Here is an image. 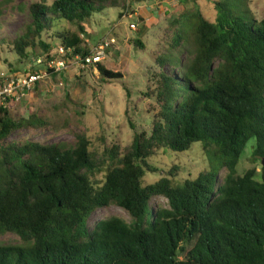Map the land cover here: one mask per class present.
I'll return each mask as SVG.
<instances>
[{
    "label": "trees",
    "instance_id": "1",
    "mask_svg": "<svg viewBox=\"0 0 264 264\" xmlns=\"http://www.w3.org/2000/svg\"><path fill=\"white\" fill-rule=\"evenodd\" d=\"M236 1L218 2L214 21L196 7L173 22L171 46L157 60L164 71L147 95L156 103L151 133H136L125 150H95L84 134L73 147L6 144L14 132L45 129L51 121L36 114L15 120L2 101L0 237L13 234L19 243L0 244V264H264V19L255 18L248 0ZM12 2L2 0L0 8ZM110 4L118 2L42 0L30 6L31 23L8 40V49L19 60H34L33 73L44 69L36 66L40 58L73 65L91 53L87 23ZM103 61L77 67L98 72L101 84L125 79ZM67 70L47 74L55 79ZM251 143L261 169L241 175L238 165ZM195 144L218 165L181 182L175 166L144 184L157 172L149 164L154 157L184 154ZM156 198L167 206L154 204ZM111 206L131 221L111 217L90 230L94 213Z\"/></svg>",
    "mask_w": 264,
    "mask_h": 264
},
{
    "label": "rangeland",
    "instance_id": "2",
    "mask_svg": "<svg viewBox=\"0 0 264 264\" xmlns=\"http://www.w3.org/2000/svg\"><path fill=\"white\" fill-rule=\"evenodd\" d=\"M116 1L117 6L110 4L87 23L90 36L86 39V45L92 50L103 40H113V46L103 64L109 70L121 72L125 79L122 82L101 84L98 72L92 69L82 71L75 65H70L64 76L46 78L33 91L26 92L20 102H10L8 109L15 120L36 114L44 119L49 118L51 126L45 129L18 130L7 139L6 144L39 142L73 147L76 136L84 134L92 137L95 150L103 151L113 145L125 150L132 145L136 133H151L156 103L154 98L147 95L154 90L156 77L164 71L157 60L171 46L173 22L186 10L193 11L196 7L214 21L215 5L224 0H157L149 3ZM41 2L13 0L7 6L6 3L1 5L3 16H0V41L4 39L6 42L0 43V80L25 75L35 68L34 60H19L14 52L11 53L7 42L22 34L25 26L32 21L30 6ZM248 5L255 18L264 19V0H248ZM233 6L237 8L236 4ZM136 42H141L143 48L138 47L140 45ZM16 71L18 74L13 73ZM62 82L64 86H61ZM251 145L240 159L238 173L241 175L253 168L260 172L261 162L252 155ZM149 164L157 168V172L148 174L144 180L145 185L168 176L175 166H179V171L173 172L178 181L195 179L212 165L217 166L218 162L206 154L200 144H195L191 151L184 154L161 152ZM226 174L227 170L221 172V181ZM154 204L163 207L167 206V201L156 198ZM111 217L131 221L126 211L111 206L96 211L88 226L92 230L96 224ZM17 243L19 238L13 234L0 237V244ZM180 258L183 260L184 256Z\"/></svg>",
    "mask_w": 264,
    "mask_h": 264
},
{
    "label": "built area",
    "instance_id": "3",
    "mask_svg": "<svg viewBox=\"0 0 264 264\" xmlns=\"http://www.w3.org/2000/svg\"><path fill=\"white\" fill-rule=\"evenodd\" d=\"M132 28L135 29V25H133ZM112 43H114V41H110V39L100 42L91 50V53L88 56L82 59L77 57L78 61L73 65L80 66L79 63L82 60H85L86 64L90 65L102 62L106 59L107 48H109ZM60 54L62 56L65 54L63 49L60 50ZM36 66H43L44 69H41L35 73L29 72L19 77L5 79L4 82L0 81V102L3 100H8L9 103L20 102L26 92L33 91L38 84L48 77L47 69L61 71L69 68V65H67L64 60L46 61L44 58L38 59Z\"/></svg>",
    "mask_w": 264,
    "mask_h": 264
},
{
    "label": "clouds",
    "instance_id": "4",
    "mask_svg": "<svg viewBox=\"0 0 264 264\" xmlns=\"http://www.w3.org/2000/svg\"><path fill=\"white\" fill-rule=\"evenodd\" d=\"M103 41H104V40H103ZM101 42H102V41H101ZM47 78H50V77H47ZM43 81H44V80H43ZM38 85H39V84H38ZM38 85H37V86H38ZM37 86H36V87H37ZM263 162H264V161H263Z\"/></svg>",
    "mask_w": 264,
    "mask_h": 264
},
{
    "label": "water",
    "instance_id": "5",
    "mask_svg": "<svg viewBox=\"0 0 264 264\" xmlns=\"http://www.w3.org/2000/svg\"><path fill=\"white\" fill-rule=\"evenodd\" d=\"M263 165H264V162H263Z\"/></svg>",
    "mask_w": 264,
    "mask_h": 264
}]
</instances>
